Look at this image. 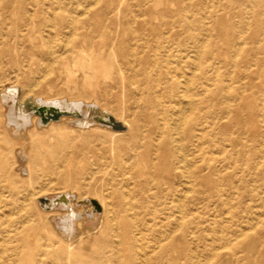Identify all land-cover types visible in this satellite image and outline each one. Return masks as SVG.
Listing matches in <instances>:
<instances>
[{
    "label": "rangeland",
    "instance_id": "374dc122",
    "mask_svg": "<svg viewBox=\"0 0 264 264\" xmlns=\"http://www.w3.org/2000/svg\"><path fill=\"white\" fill-rule=\"evenodd\" d=\"M83 8L104 10L106 17L98 11L95 19L101 25L81 21ZM45 11L78 20L66 18L52 29L53 22H42ZM29 15L39 23L24 30L21 20ZM118 20L123 24L116 34ZM139 23L151 33H141ZM80 52L95 56L94 67L73 62ZM9 88L18 94L4 102L0 97V180L8 177L29 192L18 202L24 209L10 216L14 228L17 219L24 220L26 252L35 251L52 228L61 236L56 223L67 210L40 207L42 199L61 193L72 196L73 210L91 229L85 236V228H78L75 242L80 235L99 236L102 209L93 190L105 196L141 186L128 173H116L132 145L130 136L140 131L137 113L144 112L158 118L162 134L175 140L186 131L191 136L181 139L177 154L184 177L173 183L172 194L160 197L152 214L137 221L138 255L160 254V264H264V0H0V96ZM23 98L81 105L72 108L76 116L42 112L39 125L5 140L2 121ZM104 113L120 127L100 122ZM75 120L87 124L77 126ZM40 154L47 158L48 175L30 182L29 171L42 168ZM147 155L123 166L132 174L147 170ZM54 160L56 171L50 168ZM3 201L0 193V264H24L9 257ZM32 258L25 264H40Z\"/></svg>",
    "mask_w": 264,
    "mask_h": 264
},
{
    "label": "bare ground",
    "instance_id": "6f19581e",
    "mask_svg": "<svg viewBox=\"0 0 264 264\" xmlns=\"http://www.w3.org/2000/svg\"><path fill=\"white\" fill-rule=\"evenodd\" d=\"M63 11L67 13L66 10ZM98 11L106 17V14H104L106 12H103L104 10L102 9L97 10L95 8H83L80 15L81 21L87 22L92 27L96 28L97 26L101 25L95 22V19L99 17L97 13ZM103 15L100 16V18L105 20L106 18L103 17ZM35 17H31V15H29L24 17V19L22 18L21 27L25 30L29 26H31L30 28H33L36 26L35 24L38 25L39 21L35 20ZM43 17L44 18H42V22L54 23L50 26L52 29L62 27L63 21H65L66 18L68 19L69 23H74L78 20L73 15L67 14L64 16L63 14L57 13L55 11H52V13L45 11ZM122 24L123 22L120 20L115 21L116 34L117 31L120 30ZM126 25L128 24L126 23ZM139 25L137 26V29H140L139 31L141 33H151V28L147 29V26L142 23H139ZM71 35L72 34H70V36ZM146 36L147 34H141L143 39ZM65 37L67 36L65 35ZM80 53L73 58V62L79 65L81 68L94 67L96 64L95 56L90 53ZM128 64H131V62L125 60L124 65ZM15 94L18 93L9 88L7 93L2 94L0 97H2V102H4L8 97L12 98ZM42 103L46 102L41 100L35 101L29 98H23L18 101H14V103L9 107V111L2 121V128L6 136L5 140H8V136H10L11 132H20L21 130H25L28 126H33L35 128V125H39L35 124L37 118L38 122L41 123L43 120L42 112L52 113L53 106H56V108L59 107L60 109L63 107L65 110H72V108L75 109L73 106L78 107L81 105L80 102L66 103L64 100L60 99L55 100L51 104H49L50 102L46 103L44 106L45 109L38 111L36 106L39 104L41 105ZM90 106L91 108L89 109H92L93 107L95 109V105ZM104 114L106 115V113ZM137 114V117L141 120L139 125L140 131L138 134H132V136H130L132 145L126 151L125 157L120 159L118 164L119 172L116 173V175L119 173H128L130 175L129 178L133 180L134 185L141 186L136 189L134 188L135 190L132 186V189L126 190L125 193H120L117 192V189H113L105 196H102L100 191L93 190L92 193L101 204L102 209L100 221L96 229V232L99 233V236L93 239H89V236H87L85 239L80 235L79 237H76L77 241L75 242L76 239H74V235L78 228H85V231L82 232V234H85V236L91 234V229L89 227L83 226L82 214L73 210L72 196L61 193L51 198H45L44 200L42 199L41 203L43 205L40 206L45 210L46 207L50 209L51 207L57 205L59 206V209L65 208L67 210V213L58 219V222L56 223L57 228L61 230V236L59 235L60 232L54 233L55 229L52 228L50 230L49 236L43 238L44 242H40L39 245H37V249L35 251L26 252L28 244L26 243V238L22 230L24 220L21 218L17 219V226L14 228L12 220H10V216L24 209V207L18 206V202H24L29 192L21 185L8 181V177H4V179L0 180V193L4 195L2 207L7 208L8 213V230L6 231H8V244H10L9 257L11 260L20 261L25 264L27 261H34L32 258L34 255L38 258L40 264H160L163 262L162 256L160 254H156L151 258H148L146 255H143L142 253L138 255L136 252V246L140 245L142 242V230L137 221L141 220L146 214H152L151 212L156 210V207L160 204V197L162 195L168 196L169 194H172L173 183L180 181L184 177L182 171L179 170L180 164H183V159L182 157L179 158L177 154H179V152L182 150L181 139L188 140L191 134L186 131L180 139L175 140V138L170 134H167V136L162 134V127L159 125L158 118L156 116L144 112L143 114ZM249 119H253V114H249ZM73 124L77 126H84L87 124V121L79 122V120H75L73 121ZM58 132L62 133L60 130ZM176 142L178 146L174 149V144H176ZM140 148H143L142 151ZM142 153L148 154L149 168L146 170L144 167H141V170L138 173L133 174L127 171V165L123 166V164H126L127 162L134 164ZM174 156L176 158L173 161ZM57 162L58 160H54L52 166H50V168L52 167V171L59 169ZM63 162L65 166L69 165V162L66 160H63ZM39 163H41L40 166H42V168L38 169L39 172L31 174L29 171L28 177L30 178V182L48 175V167L46 164L48 166L49 164L47 162V158L42 154L39 155ZM0 166H4V161L0 162ZM163 173H165L167 178L164 180V188L161 187L162 184L160 183L163 180ZM89 175L92 176V172L89 173ZM151 188L153 191L148 195L147 192L150 191ZM82 200V202L85 204L89 203V200ZM91 210H93V208ZM137 216H140V219H137ZM89 224H95V221L91 219ZM147 230L148 228L146 227V231ZM52 235L58 236V238L61 240L59 244L56 245L54 243ZM179 239H181V241L183 240V235L181 233L179 234ZM169 244L170 243H166L165 247L167 248ZM92 247H97L99 249L93 251L91 249ZM88 257L93 258L92 260H88Z\"/></svg>",
    "mask_w": 264,
    "mask_h": 264
},
{
    "label": "water",
    "instance_id": "95a60500",
    "mask_svg": "<svg viewBox=\"0 0 264 264\" xmlns=\"http://www.w3.org/2000/svg\"><path fill=\"white\" fill-rule=\"evenodd\" d=\"M53 112L52 114L54 115L53 117L55 118L56 116L60 115V114H70L71 116L74 115H78L76 110L72 111V110H60L56 107H53ZM104 119H99L100 122H103L104 124H107L110 128L112 129H117L119 128V123L118 122H112L111 119L106 115V117L102 116ZM44 200V199H43Z\"/></svg>",
    "mask_w": 264,
    "mask_h": 264
}]
</instances>
